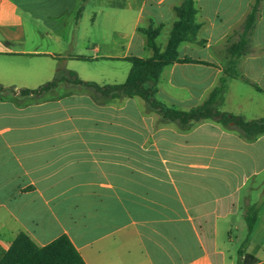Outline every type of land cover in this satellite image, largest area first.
I'll return each mask as SVG.
<instances>
[{
  "label": "crops",
  "instance_id": "1",
  "mask_svg": "<svg viewBox=\"0 0 264 264\" xmlns=\"http://www.w3.org/2000/svg\"><path fill=\"white\" fill-rule=\"evenodd\" d=\"M181 1L0 0V86L13 91L0 99V259L24 233L38 247L67 236L85 264H235L246 207L260 204L243 250L264 264V185L255 180L264 134L248 139L209 119L162 123L138 97L100 102L67 82L20 97L58 72L120 84L89 66L123 65L126 79V58L152 56L138 30L171 27ZM194 1L204 44L183 43L179 58L209 65L164 68L155 95L182 111L217 86L229 56L215 50H226L254 0ZM250 49L239 73L262 92L229 79L220 105L244 121L264 118V3ZM237 81L255 94L231 109Z\"/></svg>",
  "mask_w": 264,
  "mask_h": 264
},
{
  "label": "trees",
  "instance_id": "2",
  "mask_svg": "<svg viewBox=\"0 0 264 264\" xmlns=\"http://www.w3.org/2000/svg\"><path fill=\"white\" fill-rule=\"evenodd\" d=\"M262 0H254L246 14L237 34V40L228 47L230 59L218 79V84L211 91L209 97L199 106L189 111H182L176 108L165 107L161 102L155 101L154 96L157 93V86L160 75L164 68L173 64H204L208 63L192 60L190 58H179L178 49L183 43L204 44V41L198 40V33L202 24L197 21L198 9L194 0H182L181 3L173 8L175 20L172 23L171 30L164 49L161 51L156 44L162 25L155 27L151 24L146 29L138 31L145 37L146 48L152 51L150 58L129 57L126 60L130 63V69L125 81L121 84L98 85L94 82H88L78 79L73 73H70L72 80L66 78L63 73L58 72L56 76L45 85L34 90H20L22 96L32 95L39 99L43 92L56 87L60 82L72 83L73 85L89 90L100 102H106L113 99L133 98L142 99L153 112H156L163 121L177 123L182 128H188L192 123L201 120H214L222 126L232 127L238 130L245 138L252 139L264 134V118L244 121L242 118L226 114L219 110L223 103L224 95L227 89L229 79L241 78L245 83L252 86L255 90H262L244 78L238 71L239 59L250 53V36L255 28L259 15V9ZM79 11L77 12V16ZM78 59H85L78 57ZM12 90L0 86V99L5 97ZM260 204H252L246 207L244 212V221L246 224V238L252 231ZM255 258L245 254L241 246L237 250L235 264H254ZM0 264H85L81 256L72 245L67 236L61 235L49 244L38 247L30 238L19 233L11 243L7 251L0 259Z\"/></svg>",
  "mask_w": 264,
  "mask_h": 264
},
{
  "label": "rangeland",
  "instance_id": "3",
  "mask_svg": "<svg viewBox=\"0 0 264 264\" xmlns=\"http://www.w3.org/2000/svg\"><path fill=\"white\" fill-rule=\"evenodd\" d=\"M262 3H264V0H262ZM261 3V4H262ZM171 27H170V24L169 25H165V27L164 28H162L161 30H160V33H159V36L157 37V40H156V44H157V46H164L165 44H166V42H167V39H168V34H169V31L171 30L170 29ZM240 32V28H238L235 32H234V34L232 35V37L230 38V40L228 41V43H227V45H226V50L224 49V51H223V49H221V50H219V49H217V50H215V53H217L218 55H221V56H223V52H226L227 54H228V61H229V59H230V55H229V53H228V47L232 44V43H234L236 40H237V34ZM236 39V40H235ZM217 55V56H218ZM225 58L227 59V55L225 56ZM224 58V59H225ZM221 59H223V58H221ZM226 59L224 60V64H225V62H226ZM224 64L222 63V65L220 64V66H224ZM126 66H127V69L125 70L126 72V74L125 75H127V73H128V70H129V64H125ZM227 65V64H226ZM225 65V66H226ZM122 66L123 65H119V66H116V67H113V66H111L110 64H108L107 62L105 63V61H101V62H98V63H95V64H93L92 66H89V70L90 71H92V72H94V74L95 75H98V77L100 76V75H102V73L104 72L105 73V75L106 74H109V75H111L110 73H112V74H114V79H116L115 81H118V83H123V81H124V79H125V76H121L120 77V72L122 73ZM224 66V67H225ZM214 67H217V66H214ZM124 71V70H123ZM191 70H187V73L188 72H190ZM238 71H239V69H238ZM211 72H212V74L213 75H215V73H216V69H214V68H211ZM119 74V76H117L116 77V75H118ZM98 82L97 83H102L101 82V80H97ZM113 81V80H112ZM108 83V82H107ZM246 95L245 97H250V94L252 95V94H255L254 92H253V90L250 88V86H248V85H246L243 81H237L236 83H233V86H232V88H231V103L229 104L230 105V107H231V109H233V108H235L236 107V102H237V100H238V97H239V95ZM20 97H24V96H22V95H20ZM26 97V96H25ZM122 99V98H121ZM21 100V98H19V101ZM154 100L155 101H158V102H160L159 101V99L158 98H155V96H154ZM163 104V103H162ZM144 105H145V107H146V109H147V111L148 112H153V111H151L150 109H149V107H148V105L146 104V103H144ZM165 107H167L165 104H163ZM223 108H221V107H219V110L221 111ZM154 113H156V112H154ZM156 115L158 116V120H159V122H164L165 123V121H163L162 120V118L156 113ZM179 125V124H178ZM180 126V125H179ZM181 127V126H180ZM229 128H233L232 127V125H231V127H229ZM260 166H261V164H260ZM255 180H257L258 181V184H259V186H262V185H264V173H262V174H260ZM251 184H254V181L252 180V181H250V182H248V186L249 185H251ZM240 235H241V237H240V239H239V241H238V243L236 244V248L234 249V252L236 253V257H237V250L242 246L243 247V249H244V247H245V244H243V242H244V240H245V238H246V228H245V226L241 229V232H240ZM233 237H236V234L233 232Z\"/></svg>",
  "mask_w": 264,
  "mask_h": 264
}]
</instances>
